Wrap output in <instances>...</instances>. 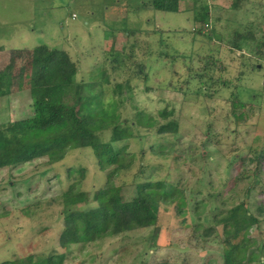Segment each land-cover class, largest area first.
<instances>
[{"label":"rangeland","instance_id":"rangeland-1","mask_svg":"<svg viewBox=\"0 0 264 264\" xmlns=\"http://www.w3.org/2000/svg\"><path fill=\"white\" fill-rule=\"evenodd\" d=\"M182 1V10L172 13L154 9L152 0H0L6 52L39 44L64 48L78 65L77 81H97L105 68L110 82L123 87L122 117L144 110L163 122L161 111L172 110L167 119L178 122V135H157L152 127L143 138L114 144L125 145V157L128 152L134 158L113 183L130 199L137 182L164 180L177 188L184 206L182 215L171 202L159 207L155 237L151 226L60 248L62 193L72 185L88 194L74 209L95 206L93 193L109 169H98L89 148L70 150L51 165L42 157L19 170L3 167L0 262L55 251L66 253L63 264H224L239 238L224 251L215 216H226L242 201L257 220L249 231L252 248L264 244V0ZM4 53L0 123L32 113L26 78L11 88L14 67L9 70L13 62ZM25 56L18 53L16 61L28 71ZM112 88L105 103L118 98ZM234 109L246 117L236 120ZM69 168L82 169L83 176L67 175ZM24 206L34 215L23 213ZM208 229L213 231L205 235Z\"/></svg>","mask_w":264,"mask_h":264},{"label":"trees","instance_id":"trees-1","mask_svg":"<svg viewBox=\"0 0 264 264\" xmlns=\"http://www.w3.org/2000/svg\"><path fill=\"white\" fill-rule=\"evenodd\" d=\"M152 4L157 10L172 13L180 11L179 0H152ZM200 13L194 16L195 21L200 20ZM261 44L264 45V42ZM232 45L240 49L238 42ZM4 49L0 46V53ZM18 53L26 54L23 58L29 57L26 65L28 71L26 68L21 69L23 65L16 61ZM9 56L13 64L18 63H9V66L14 67L11 88L14 81L20 86L22 78H26V88L32 98V113L21 119H8L0 123V168H17L42 157H46V163L51 165L63 160L70 150L89 148L94 153L98 169H109L105 184L93 193L95 206L74 209L88 200V194L72 185L62 193L63 229L58 237L60 248L67 249L71 244H83L151 226H154L155 237L159 231L156 226L159 207L166 203H173L176 213L182 215L184 206L177 201V188L164 180L147 178L137 182L135 193L130 199L123 196L121 186L113 183L115 175L128 169L134 158L128 152L126 154L130 158L125 157V145L116 147L114 144L135 137L143 138L152 127L157 135H178V122L167 119L172 110L161 111L163 122L144 110L135 111L131 118L122 117L118 112L125 102L122 85L110 82L105 68L100 71L97 81H77L78 65L64 48L39 44L31 49L25 47L9 51ZM13 67L9 70L13 71ZM142 70L141 65L139 71ZM125 85L129 86V82ZM109 86H113L111 92L117 94L118 98L105 103L103 96ZM236 110L233 112L236 120L246 117L240 112L236 115ZM143 131L144 134H141ZM150 148L154 150L153 145ZM159 153L165 154L163 150ZM143 166L139 164L138 173H141ZM73 172L83 176L82 169H67V175ZM180 203L183 204L182 201ZM21 211L28 216L34 215L28 206H24ZM216 218L215 221L222 224V233L225 235L224 251L231 247L228 242L239 238L237 246L229 250L224 264H249L252 261L264 264V244L252 248L255 240L250 237L249 231L257 220L246 208L245 201L232 207L226 216ZM212 231L204 230V234L210 235ZM65 258V252L50 251L38 256L28 254L23 258L3 260L0 264H63Z\"/></svg>","mask_w":264,"mask_h":264},{"label":"crops","instance_id":"crops-1","mask_svg":"<svg viewBox=\"0 0 264 264\" xmlns=\"http://www.w3.org/2000/svg\"><path fill=\"white\" fill-rule=\"evenodd\" d=\"M181 2H183L182 0H179V8H180V11L182 10L181 8ZM216 3H219L218 0H215ZM184 10H189V9H184ZM5 52V51H4ZM2 52V53H4ZM4 55H6L7 57L9 56V52H5ZM10 57V56H9Z\"/></svg>","mask_w":264,"mask_h":264},{"label":"built area","instance_id":"built-area-1","mask_svg":"<svg viewBox=\"0 0 264 264\" xmlns=\"http://www.w3.org/2000/svg\"><path fill=\"white\" fill-rule=\"evenodd\" d=\"M207 28H209V24L208 23H205L204 24V29L206 30Z\"/></svg>","mask_w":264,"mask_h":264}]
</instances>
